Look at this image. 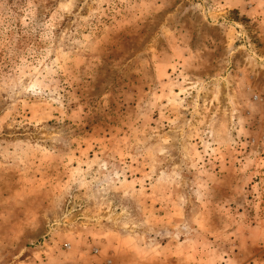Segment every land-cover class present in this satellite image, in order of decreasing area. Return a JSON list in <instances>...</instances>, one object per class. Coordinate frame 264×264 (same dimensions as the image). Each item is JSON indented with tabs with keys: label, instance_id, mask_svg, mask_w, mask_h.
Masks as SVG:
<instances>
[{
	"label": "rangeland",
	"instance_id": "1",
	"mask_svg": "<svg viewBox=\"0 0 264 264\" xmlns=\"http://www.w3.org/2000/svg\"><path fill=\"white\" fill-rule=\"evenodd\" d=\"M0 264H264V0H0Z\"/></svg>",
	"mask_w": 264,
	"mask_h": 264
}]
</instances>
